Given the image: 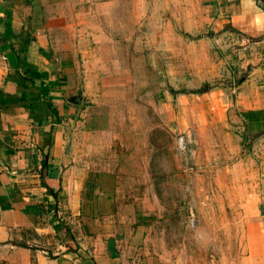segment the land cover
<instances>
[{
    "label": "crops",
    "instance_id": "0c3cea01",
    "mask_svg": "<svg viewBox=\"0 0 264 264\" xmlns=\"http://www.w3.org/2000/svg\"><path fill=\"white\" fill-rule=\"evenodd\" d=\"M156 12L165 13L162 24L237 45L245 69L227 88L233 98L203 86L177 95L182 110L210 113L202 125L228 117L264 129V7L256 0H0V264H159L151 216L121 194L116 166L90 158L113 138L91 127L101 100L141 69L152 75V60L139 67L137 46L155 42L139 24H154ZM123 43L129 66L106 57V46ZM170 101L165 94L162 105Z\"/></svg>",
    "mask_w": 264,
    "mask_h": 264
},
{
    "label": "rangeland",
    "instance_id": "374dc122",
    "mask_svg": "<svg viewBox=\"0 0 264 264\" xmlns=\"http://www.w3.org/2000/svg\"><path fill=\"white\" fill-rule=\"evenodd\" d=\"M164 17L156 12L154 24H139V35L150 30L155 38L137 46L139 67L152 60V75L141 69L127 77L91 115L99 123L91 127L113 138L90 158L116 166L121 194L151 216L149 244L159 264H264V129L230 117L202 125L210 113L183 111L177 102L178 94L203 86L233 98L227 88L245 71L239 47L214 42L208 30L188 34L157 21ZM106 49L117 65H130L129 44Z\"/></svg>",
    "mask_w": 264,
    "mask_h": 264
},
{
    "label": "water",
    "instance_id": "95a60500",
    "mask_svg": "<svg viewBox=\"0 0 264 264\" xmlns=\"http://www.w3.org/2000/svg\"><path fill=\"white\" fill-rule=\"evenodd\" d=\"M257 5L264 7V0H256Z\"/></svg>",
    "mask_w": 264,
    "mask_h": 264
},
{
    "label": "trees",
    "instance_id": "16d2710c",
    "mask_svg": "<svg viewBox=\"0 0 264 264\" xmlns=\"http://www.w3.org/2000/svg\"><path fill=\"white\" fill-rule=\"evenodd\" d=\"M193 93L199 92V90L192 91ZM241 117L245 118V114H241Z\"/></svg>",
    "mask_w": 264,
    "mask_h": 264
}]
</instances>
